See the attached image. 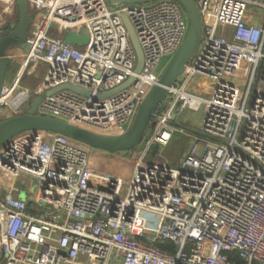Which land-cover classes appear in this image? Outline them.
Masks as SVG:
<instances>
[{
    "label": "built area",
    "instance_id": "obj_1",
    "mask_svg": "<svg viewBox=\"0 0 264 264\" xmlns=\"http://www.w3.org/2000/svg\"><path fill=\"white\" fill-rule=\"evenodd\" d=\"M27 1L36 17L21 70L45 72L34 88L20 77L4 85L0 106L23 113L43 95L37 114L100 134L130 127L160 62L189 27L177 0ZM194 2L201 40L128 178L90 179L94 148L48 130L16 133L0 147V264H264V0ZM123 13L141 48L138 73ZM82 28L84 44L64 41ZM129 76L128 86L98 97ZM194 76L208 81L209 93L185 88ZM65 83L89 94L64 86L47 92ZM176 107L175 116L198 110L202 119L173 167L160 148L184 132L170 116ZM155 144L156 155L144 156ZM17 177L36 180L25 198ZM161 241L174 250L156 247Z\"/></svg>",
    "mask_w": 264,
    "mask_h": 264
},
{
    "label": "water",
    "instance_id": "obj_2",
    "mask_svg": "<svg viewBox=\"0 0 264 264\" xmlns=\"http://www.w3.org/2000/svg\"><path fill=\"white\" fill-rule=\"evenodd\" d=\"M112 3L117 2H145L150 0H109ZM186 9L188 14L189 27L183 42L177 48L175 53L170 58L167 65L159 73L157 82L153 84L146 94L143 96L139 107L134 115V119L130 127L119 134H106L96 133L84 127H79L65 119H59L50 115H41L35 112L36 107L42 101L43 95H39L31 100L29 107L23 113L13 114L7 118L0 119V147L4 146L9 138L16 133L25 132L26 130H48L55 133H60L72 138L80 143L89 145L95 149L104 150L107 153H117L121 150H131L137 148L143 149L147 139L150 137V130L147 128L149 124L153 123L152 119L158 118V113L164 109L165 101L164 96L167 94L168 89L172 87L178 77L183 73L186 63L189 61L190 56L194 53L196 47L200 42L202 32V21L194 0H177ZM18 9V16L16 21L10 26H4L0 29V92L5 85L4 79L7 71L12 66V58L10 56L11 49L23 45L28 34V27L30 22V13L32 12L31 6L27 0H14ZM123 23H125L130 41L136 53V67L135 73L142 67V52L139 41L131 22L123 13L121 15ZM85 29H80V32L74 30L68 31L64 35V41L78 46L84 44L88 37L85 34ZM133 81V76H129L126 81L114 89L101 93L98 97L106 96L119 89L128 86ZM69 87L78 92L89 94L84 88L76 85L65 83L62 86L51 89L49 92L55 91L62 87ZM177 107L170 112V116L176 121H182L184 118L185 110L182 109L180 113L175 116ZM158 150V145L155 144L150 152L155 156ZM11 179H8L10 182ZM16 181L24 184L26 179L17 177ZM7 182V183H8ZM19 196L25 198V192L19 193Z\"/></svg>",
    "mask_w": 264,
    "mask_h": 264
},
{
    "label": "rangeland",
    "instance_id": "obj_3",
    "mask_svg": "<svg viewBox=\"0 0 264 264\" xmlns=\"http://www.w3.org/2000/svg\"><path fill=\"white\" fill-rule=\"evenodd\" d=\"M257 7L260 10L262 9L259 6H257ZM35 17H36V12H31L30 13V22L28 24L29 25L28 31L30 29H33V27H34L33 20L35 19ZM171 57H172V55H166L163 58V60L160 62L159 68L161 69V71L167 65V63L169 62ZM35 71H36V69L34 71H31L30 75H27V71L24 72V77L27 78V80L25 81V85H27L30 88H34L37 86L38 83H40V81L43 78L45 69H39L38 72H35ZM203 82H208V81L203 79ZM167 96H168V94H166L164 96L165 97L164 98L165 103H166ZM2 106H5V105H2ZM187 114L189 115L190 118H188L187 120H184V122H181V124H180L182 127L185 128V129H183L184 132H179V131L173 132V134H172L173 136L168 141V143L165 146L160 148V154H162V156H164V158L169 160V164L173 167H178V165L180 164L181 159L183 157V151L188 146V144L190 142V136L187 132L188 129H190L191 131H195V132L200 131V130L196 129L199 127V120L201 117L200 111H198V110H195L193 112L190 111ZM152 122L153 123L149 124V126L147 127L149 130L151 128L153 130L154 126L157 125V120H153ZM199 135L201 136V134H199ZM95 150H99V149H95ZM141 152H142L141 149H140V151H138L137 148H134L131 150H121L120 152H117V153H119L118 155L121 158L119 161L116 159H112L110 154L104 153L103 156L105 157V159H103V161H102L103 162L102 167L99 168V167H95V166H89V169H88L89 178L94 179L95 177H97V175H99V174L103 175L109 171H112V174H114V175H121V176L123 175L124 178H128L129 177L128 172L132 168L133 161L135 160V158L140 157ZM143 154H145L144 156H146V157H151L150 152H144ZM95 164L97 165L98 162H95ZM18 185L22 189L21 192L24 191V188H26L27 185H29V190L31 192H33L34 189L36 188V180L35 179L32 181L27 180L25 184L18 182Z\"/></svg>",
    "mask_w": 264,
    "mask_h": 264
},
{
    "label": "crops",
    "instance_id": "obj_4",
    "mask_svg": "<svg viewBox=\"0 0 264 264\" xmlns=\"http://www.w3.org/2000/svg\"><path fill=\"white\" fill-rule=\"evenodd\" d=\"M17 16H18V9H17L14 1L0 0V29H3L4 26L12 25L16 21ZM25 49H26V45L24 43L21 46H17L15 48L11 49L10 56L12 58L13 64L9 68V70L7 71V74L5 76V79H4L5 85L13 83L14 79H16L17 77H20L19 78L20 82L22 84H24V86H25V81L27 80V78L24 77V72L27 71V75L31 74V69L26 68L24 70V72H22V70H21V65H22L21 62H22V58L24 56ZM178 79H177V81H178ZM185 88L188 91L193 92V93H195V92L209 93V91H210L209 83L203 82L202 78H199L196 76H194V78H192L188 82V84L185 86ZM188 112H190V111L185 112L184 118L180 122H184V120H187L188 118H190L189 115L187 114ZM10 115H11V112H10V109L7 105L6 106H0V119L7 118V116H10ZM200 115H201V113H200ZM201 119H202V115H201L200 120H199V127L196 128L198 130H200ZM187 132L190 136V139L192 138L191 135L197 134V131L196 132L191 131L190 129H188ZM186 148L183 151V155H184ZM104 153H107V152L104 150L101 151V150L93 149L91 151L92 160H91L90 166H95V167H99V168L102 167V165H103L102 161H103V159H105V157L103 156ZM108 154L111 155L112 159H116L118 161L121 159L120 156L118 155L119 153H108ZM95 162H98V164H97L98 166L95 164ZM107 173L112 174V171H109ZM97 176L101 177L103 175L99 174ZM99 177H95L94 180L98 179ZM5 191H7V188L3 190V192H5ZM111 264H120V263H119V261H112Z\"/></svg>",
    "mask_w": 264,
    "mask_h": 264
},
{
    "label": "trees",
    "instance_id": "obj_5",
    "mask_svg": "<svg viewBox=\"0 0 264 264\" xmlns=\"http://www.w3.org/2000/svg\"><path fill=\"white\" fill-rule=\"evenodd\" d=\"M155 245L159 249L163 248L167 250H174L173 245L170 241H164V242L161 241V242L156 243Z\"/></svg>",
    "mask_w": 264,
    "mask_h": 264
}]
</instances>
